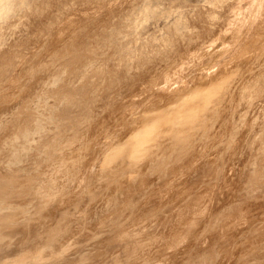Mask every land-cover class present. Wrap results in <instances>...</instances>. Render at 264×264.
<instances>
[{"label": "rangeland", "instance_id": "obj_1", "mask_svg": "<svg viewBox=\"0 0 264 264\" xmlns=\"http://www.w3.org/2000/svg\"><path fill=\"white\" fill-rule=\"evenodd\" d=\"M0 264H264V0H0Z\"/></svg>", "mask_w": 264, "mask_h": 264}, {"label": "bare ground", "instance_id": "obj_2", "mask_svg": "<svg viewBox=\"0 0 264 264\" xmlns=\"http://www.w3.org/2000/svg\"><path fill=\"white\" fill-rule=\"evenodd\" d=\"M7 6V5H6ZM6 6H5V4L3 5V8L0 10V11H3V10H5L6 9Z\"/></svg>", "mask_w": 264, "mask_h": 264}]
</instances>
